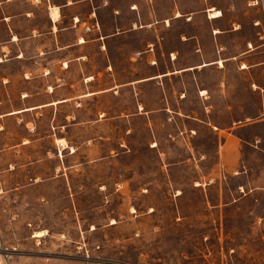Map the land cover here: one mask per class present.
<instances>
[{
    "label": "rangeland",
    "instance_id": "1",
    "mask_svg": "<svg viewBox=\"0 0 264 264\" xmlns=\"http://www.w3.org/2000/svg\"><path fill=\"white\" fill-rule=\"evenodd\" d=\"M38 1L0 8V115L35 108L0 118V264H264V122L227 132L264 119L260 0H76L59 31Z\"/></svg>",
    "mask_w": 264,
    "mask_h": 264
},
{
    "label": "crops",
    "instance_id": "2",
    "mask_svg": "<svg viewBox=\"0 0 264 264\" xmlns=\"http://www.w3.org/2000/svg\"><path fill=\"white\" fill-rule=\"evenodd\" d=\"M23 1L29 2L30 10L24 11V12L20 11V14L19 13L18 14L21 17L25 16L26 18L32 19L35 16V13L38 11V6H39V1L38 0H0V8L2 9L1 6L3 4L16 5L17 3H19V2L22 3ZM83 1H85V0H83ZM42 2H44L45 7L47 8V16H48V18H49V20L51 22L52 29L59 31L60 29L67 30V29H71V28L77 27V26H74L72 24L70 26L62 27L61 23H64V20H65V17H66L65 16L66 10L68 8H70V7H73V6L77 5L79 3L78 1H76V0H42ZM54 10H57V12L59 13L57 19H55L52 16V13H53ZM210 10L220 11V10H217V9H214V8H212ZM221 13H222L221 17L215 18V19L211 18V19L216 21V25L217 26L213 30V33L216 36L222 35L224 33V31H225L224 28H221L220 26H218V25L221 24L220 20L223 17V12H221ZM90 15H94L95 17H97V15H98L97 9L94 8V10L92 12H90ZM16 17L17 16H14L12 14H5L4 17H2V16L0 17V22H11L13 19H16ZM73 19L76 22H78V23L81 22L80 18L78 16H75ZM16 37L17 36H14L13 38L17 39ZM80 42L81 43H85V40L81 39ZM251 46L252 45L249 44V47H251ZM247 54H251V51H247L246 49H244V52H239L238 54H232V55H230V54L226 55V53H224V55L220 57L221 59L216 60L215 62H209V63L204 62V63L199 64V65L194 66V67L181 69L180 71H177V72H189V71L193 72L195 70L201 71V70H205L206 68H209L212 65L221 64L222 69H224V72H226V74H229V75H231V74L232 75H241V73L244 72L246 66H244L242 68L238 67V68H233V69H231V68L227 69V68H225V65L229 64L230 62L236 61V60H240L241 61V59L243 61H246L247 58L245 56ZM65 101L66 100L54 102L51 105H53V104H61V103L65 102ZM34 109L35 108L32 107V108H26V109L14 111V112L8 113L6 115H0V118H2L3 116H14V115L26 113V112H29V111L34 110ZM261 115L262 114H260V116ZM260 116L257 117V118H254V117H252V118H249V117L241 118V116H239L236 119L230 120V123L232 124V126L227 128L228 134L234 136L237 131H242L243 129H246L248 127L255 126L256 124L264 122V119H262ZM218 130H219V128H218Z\"/></svg>",
    "mask_w": 264,
    "mask_h": 264
},
{
    "label": "bare ground",
    "instance_id": "3",
    "mask_svg": "<svg viewBox=\"0 0 264 264\" xmlns=\"http://www.w3.org/2000/svg\"><path fill=\"white\" fill-rule=\"evenodd\" d=\"M58 10V9H57ZM57 10H54L53 11V13H52V16L55 18V19H57L58 18V12H57ZM212 11H214V10H212ZM221 12H218V11H215L213 14H211V18H213V19H215V18H219V17H221ZM38 235H40V234H38Z\"/></svg>",
    "mask_w": 264,
    "mask_h": 264
},
{
    "label": "built area",
    "instance_id": "4",
    "mask_svg": "<svg viewBox=\"0 0 264 264\" xmlns=\"http://www.w3.org/2000/svg\"><path fill=\"white\" fill-rule=\"evenodd\" d=\"M260 2H261V4L263 5V8H264V0H260Z\"/></svg>",
    "mask_w": 264,
    "mask_h": 264
}]
</instances>
